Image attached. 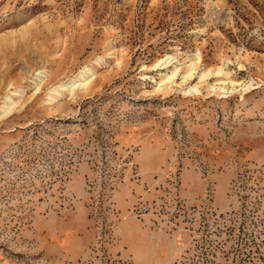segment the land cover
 Masks as SVG:
<instances>
[{"label": "rangeland", "instance_id": "374dc122", "mask_svg": "<svg viewBox=\"0 0 264 264\" xmlns=\"http://www.w3.org/2000/svg\"><path fill=\"white\" fill-rule=\"evenodd\" d=\"M0 264H264V0H0Z\"/></svg>", "mask_w": 264, "mask_h": 264}, {"label": "bare ground", "instance_id": "6f19581e", "mask_svg": "<svg viewBox=\"0 0 264 264\" xmlns=\"http://www.w3.org/2000/svg\"><path fill=\"white\" fill-rule=\"evenodd\" d=\"M81 76H82V73H81V72H78V73L75 75L76 79H80ZM75 77L70 78L69 81H68L67 83L60 84V86H61V87H65V86H68V85L73 84V83L76 81ZM15 91H16V89H15ZM19 91H20V90H19ZM4 97H5V96H4ZM6 98H7V99H9V98L11 99V96H10V95H7ZM14 100H15V99H14ZM9 101H10V100H8V102H9ZM4 102H6V101L4 100ZM12 106H13V101H12V103H7V104H6V107L2 109V113H3V115L8 114V113L10 112V110L13 108Z\"/></svg>", "mask_w": 264, "mask_h": 264}]
</instances>
